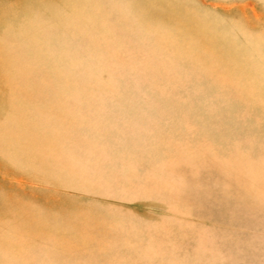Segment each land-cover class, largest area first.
I'll use <instances>...</instances> for the list:
<instances>
[{"label":"rangeland","instance_id":"rangeland-1","mask_svg":"<svg viewBox=\"0 0 264 264\" xmlns=\"http://www.w3.org/2000/svg\"><path fill=\"white\" fill-rule=\"evenodd\" d=\"M0 264H264V0H0Z\"/></svg>","mask_w":264,"mask_h":264}]
</instances>
